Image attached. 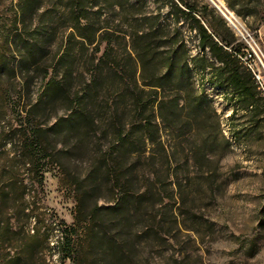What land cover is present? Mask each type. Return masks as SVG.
<instances>
[{
    "label": "rangeland",
    "instance_id": "1",
    "mask_svg": "<svg viewBox=\"0 0 264 264\" xmlns=\"http://www.w3.org/2000/svg\"><path fill=\"white\" fill-rule=\"evenodd\" d=\"M215 1L245 35L228 21L248 47L256 102L195 71L184 109H165L163 122L141 92L155 69L123 44L117 63L103 65L84 124L54 134L45 156L26 157L31 129L18 103L41 98L68 30L56 0H0V264H264V0ZM184 36L200 54L196 34ZM94 52L76 46L73 91L94 84ZM176 94L167 86L165 101ZM202 94L210 104L199 113ZM136 96L144 116L157 115L152 138ZM70 112L61 98L31 119L50 129Z\"/></svg>",
    "mask_w": 264,
    "mask_h": 264
},
{
    "label": "trees",
    "instance_id": "2",
    "mask_svg": "<svg viewBox=\"0 0 264 264\" xmlns=\"http://www.w3.org/2000/svg\"><path fill=\"white\" fill-rule=\"evenodd\" d=\"M55 6L68 30L66 46L52 73L47 70L46 75L50 78L36 104H28L23 99L18 103L21 116L28 130L31 129L24 143V149L29 151L26 157L33 154L32 151L45 156L54 134L61 133L66 127L78 129L84 124L92 114L91 91L97 89L96 84L104 73L103 65L117 63L116 49L123 44L125 47L130 44L143 70L151 66L155 69L151 81L143 84L148 91L141 89V92L153 97L151 107L157 108L163 122L165 109H171L176 117L177 110L184 109L179 101L183 92L192 86L195 71L209 75L215 85L232 90L240 102L253 104L262 94L258 81L242 59L248 47L238 41L228 20L209 0H56ZM185 31L194 32L198 38L201 53L197 56L190 55ZM76 46L81 53L89 47L94 53H102L96 65L99 69L94 71V84L73 91L69 80L74 76ZM0 66V70L5 68ZM133 78L136 83L135 76ZM167 86H175L177 92L170 101H165ZM202 96V102L195 107L199 113L205 104H210L207 96ZM61 98L71 104L67 117L58 119L50 129L33 122L34 110H42ZM134 100L136 112L143 116L138 119L142 131L152 138L158 128L157 115L153 111L152 116H144L148 104L139 96ZM120 146L124 147L123 141ZM72 255L68 253L65 260Z\"/></svg>",
    "mask_w": 264,
    "mask_h": 264
},
{
    "label": "water",
    "instance_id": "3",
    "mask_svg": "<svg viewBox=\"0 0 264 264\" xmlns=\"http://www.w3.org/2000/svg\"><path fill=\"white\" fill-rule=\"evenodd\" d=\"M224 16H225V18L227 19V20H229V16H228V14H227V12L229 13V11L228 10H223L222 9V7H220V5L215 1V0H209ZM237 29V31L240 33V34H242L243 35V33L238 29V28H236ZM263 43H264V37H263Z\"/></svg>",
    "mask_w": 264,
    "mask_h": 264
},
{
    "label": "built area",
    "instance_id": "4",
    "mask_svg": "<svg viewBox=\"0 0 264 264\" xmlns=\"http://www.w3.org/2000/svg\"><path fill=\"white\" fill-rule=\"evenodd\" d=\"M229 14L231 15V16H233L230 12H229ZM235 28H238L237 27V25L233 22V20L229 17V20H228ZM239 29V28H238ZM237 30V29H236ZM240 30V29H239ZM241 31V30H240ZM242 32V31H241ZM243 33V32H242ZM242 35V34H241ZM243 37H245V35H244V33H243V35H242ZM251 47H252V45H251ZM243 59V58H242Z\"/></svg>",
    "mask_w": 264,
    "mask_h": 264
},
{
    "label": "bare ground",
    "instance_id": "5",
    "mask_svg": "<svg viewBox=\"0 0 264 264\" xmlns=\"http://www.w3.org/2000/svg\"><path fill=\"white\" fill-rule=\"evenodd\" d=\"M242 31V30H241ZM254 48V47H253Z\"/></svg>",
    "mask_w": 264,
    "mask_h": 264
}]
</instances>
